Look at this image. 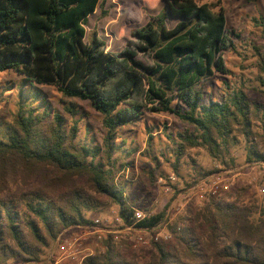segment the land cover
I'll return each instance as SVG.
<instances>
[{
    "label": "trees",
    "instance_id": "1",
    "mask_svg": "<svg viewBox=\"0 0 264 264\" xmlns=\"http://www.w3.org/2000/svg\"><path fill=\"white\" fill-rule=\"evenodd\" d=\"M132 1L133 10L148 12L161 2L166 8L115 55L97 35L85 42L88 20L101 0H0V73L20 77L9 86L20 88L17 112L12 121L0 117V264H38L64 232L89 226L91 213L115 208L123 227L137 229L165 222L166 211L137 218L130 187L137 184L132 157L138 150L126 148V139L117 144L120 131L147 112L176 115L188 126L174 140L175 181L154 158L155 172L166 177L171 191L180 193L179 178L187 191L215 173L198 168L190 156L194 149L232 168V150L244 142L248 161L264 164V105L250 101L244 85L222 101H204L203 80L231 74L223 59L233 45L224 10L214 12L197 0ZM170 18L177 20L173 28ZM259 23L264 30V21ZM256 57L257 80L264 86V53ZM45 87L61 94L63 111ZM81 102L103 117L101 144L84 121ZM149 129L150 153L157 135ZM185 159L194 166L188 178L180 174L189 164ZM200 202L168 224L171 239L153 242L150 254L109 236L105 252L83 264H264V210L250 190Z\"/></svg>",
    "mask_w": 264,
    "mask_h": 264
},
{
    "label": "rangeland",
    "instance_id": "2",
    "mask_svg": "<svg viewBox=\"0 0 264 264\" xmlns=\"http://www.w3.org/2000/svg\"><path fill=\"white\" fill-rule=\"evenodd\" d=\"M131 2L133 1L101 0L97 11L88 20L85 42L91 44L93 38L97 35L104 43L106 52L115 55L120 54L131 42H134L133 32L144 27L150 17L159 16L166 8V4L161 2L155 9L148 12L140 11V9L133 10L130 7ZM196 3L198 5H207L214 12H218L221 8L224 10L227 28L232 34L231 41L233 43L227 51L223 52L225 68L231 74L216 73L214 77L204 79L203 86L206 96L204 101L206 103L211 100L215 102L222 101L234 90L244 85L245 89H247L249 100L264 105V86L257 80L258 61L256 57L257 52L264 53V30L259 23L260 20L264 21V0H197ZM176 22V19L170 18L168 27L173 28ZM19 78L14 72L0 73V94L6 93L2 97L0 95V117L5 118L6 121H12L13 115L18 109L17 102L20 99V88L16 86L15 89H10L9 86L17 83ZM42 90L55 108L63 111V105L60 104L61 94L56 88L45 87ZM177 105L178 102L174 101L173 106ZM81 106L84 114H86L84 121H87V124L91 127L96 143L101 144V138L105 133L102 115L93 109L88 102H81ZM83 125L80 135L82 142L86 140V132ZM149 128H153L152 134L157 135L154 140L153 152L150 153L146 149V141L151 130ZM187 128L188 126L176 115L147 112L145 117L136 125L126 127L120 131V139L117 143L120 144L121 140L126 139V148L138 150V153L132 157V159L136 160L135 180L137 184L131 186L130 189L131 195L137 199L139 210L151 215L166 211L164 225H167V227L168 224L170 225L177 220L187 210L195 209L201 204L191 190H184V183L180 178L177 184L180 193L175 190L167 193L164 183L161 182V180L166 182V177H162L160 172H155L157 165L154 163V158H158V161H161L159 170L169 177L175 176L171 167V163L175 160L172 157L174 140L177 141V134L184 132ZM254 131H261V127H255ZM165 135H172V139H167ZM88 140H90V137ZM261 150L264 155V144H262ZM161 155H165V157ZM190 156L191 159L196 161L198 168L213 169L215 173L212 175L222 173V170H227L225 172H229L230 174L228 175L233 179L231 191L241 188L250 190V194L259 200L260 211L264 210V206H262L263 196L260 193V190L264 188V164L248 161L244 142L241 143V146L232 150V158L235 159L236 163L232 168L221 167L205 149H194L191 151ZM184 162H189V164L180 169V174L188 178L192 175L194 166L192 165L193 162L191 163L188 159H185ZM124 175L128 178L129 173L125 172ZM88 217L93 219V221L99 218H109L114 221L117 217V210L111 208L100 213H91ZM121 228L122 226H115L111 230L117 231V229ZM81 229L71 228L62 234V238L87 230L86 227ZM163 233H169L168 228ZM98 236V234L91 236L90 240L84 243L85 246L82 250L85 248L93 249L96 251L94 256L103 254L105 251L102 252L99 250L100 247H98L102 244L98 240ZM109 236L113 237L114 235L105 234V239ZM119 237V241H129L132 250L135 252L150 254L153 251L151 248L152 244L136 246L134 232L129 237L127 233H120ZM58 260L57 239V242L47 251L42 261L38 262V264H56ZM13 264L32 263L16 262ZM59 264H71V261L62 260Z\"/></svg>",
    "mask_w": 264,
    "mask_h": 264
},
{
    "label": "built area",
    "instance_id": "3",
    "mask_svg": "<svg viewBox=\"0 0 264 264\" xmlns=\"http://www.w3.org/2000/svg\"><path fill=\"white\" fill-rule=\"evenodd\" d=\"M228 174L230 173L222 172L211 175L206 178V180H203L196 184L191 189V191L194 193L195 197L199 201H203L206 198H216L222 193L230 192L232 188L233 179ZM169 180L175 181V176H170ZM161 182L164 183L165 191L167 193L171 192V187L166 186V182H163V180H161ZM260 193L263 196L262 206H264V188L260 190ZM146 215L151 214H147L140 210H137L136 216L139 220L145 218ZM115 226H122V228L117 229V231L111 230ZM123 226V221L119 217H116L114 221H111L109 218H99L94 220L89 226H85L87 230H85L84 232L74 233L73 235H70L66 238H62L61 235L58 238L59 260L56 261V264H59V262L62 260H70L71 264H83V262L87 258L94 256L96 254L95 250L88 248L82 250V248L85 246L84 243L88 242L90 240V237L95 234L99 235L98 240L101 241L100 243L102 244L98 247H100L99 250H101L102 252L105 251V246L103 244L105 234L114 235V240L119 241L120 233H127L129 237L131 233L134 232L136 246H148L153 242L168 241L171 239V235L169 233H163L167 229V225L165 226L164 223L160 224L154 229H137L133 226ZM75 228L81 229L82 227L77 226Z\"/></svg>",
    "mask_w": 264,
    "mask_h": 264
}]
</instances>
